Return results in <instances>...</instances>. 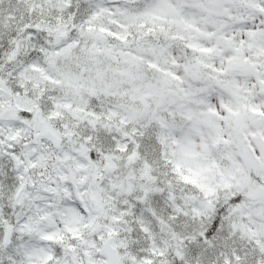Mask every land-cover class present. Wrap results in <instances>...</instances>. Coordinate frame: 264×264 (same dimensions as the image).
Listing matches in <instances>:
<instances>
[{
    "label": "snow or ice",
    "instance_id": "6c2138e0",
    "mask_svg": "<svg viewBox=\"0 0 264 264\" xmlns=\"http://www.w3.org/2000/svg\"><path fill=\"white\" fill-rule=\"evenodd\" d=\"M0 264H264V0H0Z\"/></svg>",
    "mask_w": 264,
    "mask_h": 264
}]
</instances>
